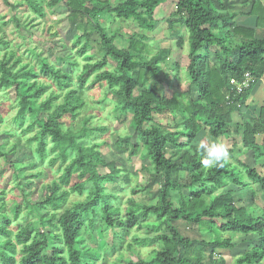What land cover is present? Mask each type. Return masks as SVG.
<instances>
[{"label":"trees","instance_id":"obj_1","mask_svg":"<svg viewBox=\"0 0 264 264\" xmlns=\"http://www.w3.org/2000/svg\"><path fill=\"white\" fill-rule=\"evenodd\" d=\"M173 1L168 26H173L172 20L187 34L188 87L170 98L157 92L161 84L159 63L164 61L165 52L148 60L142 58L147 40L144 34L130 37L125 49L117 48V33L110 34L100 22L101 16L133 21L139 29L152 32L155 12L167 0H66L68 26L78 33L73 44L76 56L64 57L69 72L49 64L37 69L21 64L20 57L8 52L9 43L0 33V53L4 52L0 57V97H7L14 110L9 121L0 113V132L16 140L0 146V158L5 161L18 146L25 150L18 167L11 163L4 166L12 176L0 188V264H96L118 249V234L126 238L130 229L149 217L153 221L143 224L144 237H131L128 248L160 247L151 251L150 258L126 264H223L217 252L232 250L236 244L246 248L234 264L264 261V205L253 203L255 193L251 188L258 186L264 199V101L256 121L243 117L254 85L264 79V37L256 39L254 30L234 24L235 15L230 11L238 0ZM20 2L28 13L44 17L34 0ZM244 3L249 15L256 18L255 28L264 31V5L259 0ZM55 4L50 1L48 8ZM15 28L21 29L19 21ZM92 34L97 35L103 55L79 69L76 57L86 54ZM211 47L217 49L213 62L207 56ZM108 60L115 62L114 69ZM245 74L252 79L249 89L243 94L230 91L229 81L241 82ZM91 76L93 80L88 84ZM39 77L48 83L39 81ZM149 81L154 82L147 88ZM51 84L61 91V96L51 91ZM86 84V89L103 87L105 99L114 98V109L130 115L137 143L131 145L130 137L124 136L114 143L115 151L133 157L141 144L150 160V169L143 170L149 184L156 185L154 204H137L129 198L122 209L116 204L118 197L107 192L105 185L116 183L110 173L119 169L104 162L97 151L98 144H85L90 134L95 130L107 132L106 127H86L90 119L82 121L76 131L66 127L64 120H74L85 105L82 95ZM21 87L27 94L21 93ZM137 88L141 91L134 95ZM43 94L47 96L42 98ZM4 105L0 102V107ZM34 107L45 117L40 118ZM172 112L179 113L180 123L174 121ZM152 115L167 123H153ZM235 115L240 124L235 123ZM204 129L215 140L232 138V133L239 135L240 145L233 140L228 147L229 161L236 154L235 164L227 161L223 167L202 166L195 139ZM247 153H251V167L238 160ZM258 165L263 172L254 168ZM107 166L110 171L101 175L98 168ZM51 173L54 175L48 176ZM73 178L76 182L72 184ZM21 181L26 183L23 188ZM38 186L40 200L33 203L32 194ZM6 188L18 199L10 216L5 214L9 194ZM244 190L250 194L251 205L235 203L237 194ZM72 195L81 200H69ZM67 202L69 206L63 208ZM252 203L256 208L252 209ZM24 212L35 216V230L31 229L33 219L21 221ZM10 218L18 223L12 225ZM179 222L209 235L210 241L189 238L176 227ZM96 224L101 235L111 233L110 248L104 252L89 246L78 250L76 241L81 229L86 226L89 230Z\"/></svg>","mask_w":264,"mask_h":264},{"label":"rangeland","instance_id":"obj_2","mask_svg":"<svg viewBox=\"0 0 264 264\" xmlns=\"http://www.w3.org/2000/svg\"><path fill=\"white\" fill-rule=\"evenodd\" d=\"M50 1H55L56 4L49 9L48 4ZM65 1L66 0H34V3L39 6L40 10L44 14V17L38 18L33 13H28L30 11L27 10L25 6L21 5L20 0H0V33L4 35L5 40L9 43L8 52H13L14 57H20L19 59L21 60V64L29 65L34 69H37L39 65L49 64L51 67L54 66L60 68L61 71H70V68L66 65L64 57L76 56L73 44L76 42L75 40L78 33L68 26L67 12L64 6ZM242 2L243 1H238L237 4L240 3V5H243L244 2ZM174 6L175 1L173 0H167L165 4L159 6L154 15L155 24L152 32H145L139 29L133 21H122L104 16L100 17V22L107 27V31L110 34H112V32L117 33L114 34L116 35L115 45L117 48L125 49L128 45L127 41L130 37L135 34H144L145 37H147V40L144 42L145 48L140 55L142 58L148 60L156 56L159 52H165L164 61L159 63V83L161 84L157 88V92L164 95L166 98L178 96L180 93L185 92L188 87V74L186 69L188 49L187 34L183 28L172 20H170V22L173 26H168L169 15L174 10ZM25 11L26 14H24ZM33 19L34 22L32 24ZM14 21H19L21 29L15 28ZM179 40L180 44H177ZM90 41L89 49L86 54L82 56V58L76 57L79 69L84 64H91L100 60L103 55V52L99 50V40L96 34L91 35ZM216 50L217 49L215 47H211L207 53V56H209V59L212 62L214 61L213 52ZM3 53V50H1L0 57ZM108 62L111 65V68L114 69L113 66L115 65V62L111 60H108ZM92 80L93 76L88 79L87 83H91ZM39 81L48 83L47 80L40 77ZM153 82L154 81L147 82L146 87L150 88ZM88 84L85 85V90L82 95L85 105L81 108L79 115L74 120H71L70 118H66L64 120L66 127L69 126L72 131H76L81 127L82 121H85L86 119H90L86 127L93 129L99 128L98 125L106 127L107 132H99L95 130L94 133L90 134V136L85 139V144H98L97 151L104 162L107 164L113 163V166L119 169V172L113 171L110 173L114 175L116 183L105 185L107 192L115 194V198L118 197L116 204H118L122 209L127 207V200L129 198L133 199L137 204H154L156 185L149 184V177L146 171L143 170V168L148 170L150 169V160L147 155H145L141 144L138 143L139 149L137 154L133 157H128L127 153L118 154L115 151L114 143L124 136L130 137L129 142L131 145L137 143L130 115L125 112H121L119 109H114L115 100L113 97L105 99L103 87L100 88L96 85L86 89ZM12 91L13 89L10 91V98H13ZM20 91L22 94H27L24 87H21ZM51 91L55 94H60V96L62 95L61 91L53 85ZM140 91L141 90L139 88L135 89L134 95H139ZM192 92L193 97H195V92ZM46 96L47 94H43L42 98H45ZM0 102L5 104L3 107H0L1 109L4 108V110L0 111V113L6 117V121H9L14 115V110H12L13 104L10 103V100H7V97H0ZM33 109L38 115H40V118L45 117L44 113H42L39 108L34 107ZM172 118L176 123H180L179 113L172 112ZM152 122L163 125L167 123L155 115H152ZM231 136L232 138H222L217 141L224 143L227 147H231V142L233 140L239 142V137L236 138L233 133ZM24 137L26 136H22V138ZM207 139H209V137L206 129H204L197 135L195 144L197 143L196 145L199 146L202 141H206ZM15 141V139H8L4 137L0 132V146H7L8 143H13ZM24 155L25 150L18 146L14 155L8 156L5 161L0 158V188H3L6 180L10 179L12 176L11 170H5V164L11 163L14 168L18 167L23 160ZM234 158H236V154H234ZM234 158L229 161L231 164H235ZM238 160L248 167L252 166L251 153L244 154L239 157ZM108 167L110 166L98 168L101 175L110 171ZM254 168L258 173L262 172V168L259 165ZM53 175V173L48 174L50 177ZM181 177L182 175H180V178ZM75 182L76 180L73 178L72 184ZM19 184L22 188L26 186L25 181H21ZM251 188L255 193L254 201L260 204L259 200L262 195L261 191H259V188L256 185H252ZM6 189L7 192H9V188ZM132 191L136 192V194L131 195ZM32 195L33 203H39L41 196V189H39V186L35 189ZM237 195L238 196L235 197L236 204L241 206L250 203V194L247 190H244ZM76 199H78V197L75 195L69 197V200L76 201ZM5 201H7L5 214L7 213L10 216V211L16 206L14 202L17 203L18 199L14 193L9 192ZM253 203L252 209L256 208ZM249 205H251V203ZM68 206L69 202L65 203L63 208ZM1 213H4L3 209ZM21 217V221L29 220V218L33 219L31 229L35 230L37 228L34 215H27V213L24 212ZM151 221L153 220L149 217L144 221V223H139L130 229L131 234L127 235V237L130 238L120 237L118 234V249L114 253H107L106 256L104 255L103 258H101V260H99L96 264H110L112 262L126 264L129 261L136 263L141 259L144 260L150 258L151 251L157 250L160 245H146L144 248L135 246L128 248V246L131 243V237H144V229L142 226L146 222ZM17 223V221H11L12 225H16ZM175 225L181 233H184L191 239L200 238L202 240L210 241L209 235L198 232L196 228H189L187 225L180 222ZM100 232V227L97 224L89 230L86 229V226H84L81 229L79 238L76 241V248L78 250H83L89 246L90 248H95L102 252H104V250H108L111 246V233L104 232V234L101 235ZM228 237L231 239L230 235ZM92 240H94V242H92ZM233 241L236 242L237 240L233 237ZM244 247L246 248V245L236 244L232 250L218 251L217 255L219 259L223 261V264H234L237 256L242 254ZM18 258L19 255H17V259ZM82 259L85 261L86 257H83ZM260 264H264V261Z\"/></svg>","mask_w":264,"mask_h":264},{"label":"crops","instance_id":"obj_3","mask_svg":"<svg viewBox=\"0 0 264 264\" xmlns=\"http://www.w3.org/2000/svg\"><path fill=\"white\" fill-rule=\"evenodd\" d=\"M238 1L244 2L245 0H238ZM259 1L264 5V0H259ZM237 3L234 5L232 11H230V13H233V15H235L234 24L237 27H240L243 29L254 30V37L256 39L263 38L264 37V31L255 28L256 18L254 16L249 15L248 6H246L245 3L243 5H240V3L239 4H237ZM263 101H264V79H261V80L256 82L250 96L247 99L246 105H248V108L246 110H244V112H243L244 119L251 121V122L256 121V119L258 118V115H259V109L261 108ZM234 120H235V123H238V124H240V122H241L240 118L237 115L234 116ZM237 137H239V135H237L236 138ZM256 141L260 142L261 138L257 137ZM239 142H240V140H239ZM239 142H236V143L238 145H240ZM262 172H263V169H262ZM259 201H260V204H258L256 201H254V202L256 203V206L262 207L264 205V199H263L262 195H261V199Z\"/></svg>","mask_w":264,"mask_h":264},{"label":"clouds","instance_id":"obj_4","mask_svg":"<svg viewBox=\"0 0 264 264\" xmlns=\"http://www.w3.org/2000/svg\"><path fill=\"white\" fill-rule=\"evenodd\" d=\"M199 148L201 164L204 168L223 167L230 159L228 147L213 138L202 141Z\"/></svg>","mask_w":264,"mask_h":264},{"label":"built area","instance_id":"obj_5","mask_svg":"<svg viewBox=\"0 0 264 264\" xmlns=\"http://www.w3.org/2000/svg\"><path fill=\"white\" fill-rule=\"evenodd\" d=\"M252 83V79L248 74H245L243 80L241 82H236L235 80H230V91L234 92L235 94H243L247 89H249Z\"/></svg>","mask_w":264,"mask_h":264}]
</instances>
